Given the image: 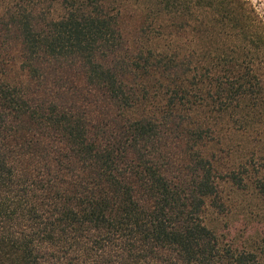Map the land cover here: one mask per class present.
Returning a JSON list of instances; mask_svg holds the SVG:
<instances>
[{
    "label": "trees",
    "instance_id": "obj_1",
    "mask_svg": "<svg viewBox=\"0 0 264 264\" xmlns=\"http://www.w3.org/2000/svg\"><path fill=\"white\" fill-rule=\"evenodd\" d=\"M0 264H264L249 0H0Z\"/></svg>",
    "mask_w": 264,
    "mask_h": 264
},
{
    "label": "rangeland",
    "instance_id": "obj_2",
    "mask_svg": "<svg viewBox=\"0 0 264 264\" xmlns=\"http://www.w3.org/2000/svg\"><path fill=\"white\" fill-rule=\"evenodd\" d=\"M264 17V0H249ZM234 208L227 217L210 214V226L221 235H225L227 241L247 244V239L257 237L262 232V225L256 221V215L262 210L260 202L246 195L234 197Z\"/></svg>",
    "mask_w": 264,
    "mask_h": 264
}]
</instances>
